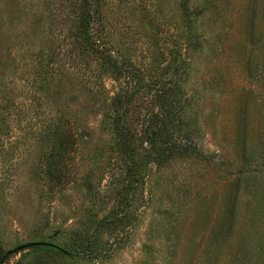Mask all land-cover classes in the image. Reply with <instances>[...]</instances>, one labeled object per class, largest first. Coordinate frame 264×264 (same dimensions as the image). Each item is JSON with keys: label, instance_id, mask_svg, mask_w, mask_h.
<instances>
[{"label": "rangeland", "instance_id": "rangeland-1", "mask_svg": "<svg viewBox=\"0 0 264 264\" xmlns=\"http://www.w3.org/2000/svg\"><path fill=\"white\" fill-rule=\"evenodd\" d=\"M71 1L0 0V245L72 248L92 235L98 251L31 247L0 264H264V0H111L105 39L167 83L187 136L131 193L107 101L119 80L99 74L94 96L79 79ZM48 120L73 139H44ZM132 140L138 161L155 139ZM63 151L66 181L52 183L48 156Z\"/></svg>", "mask_w": 264, "mask_h": 264}, {"label": "trees", "instance_id": "trees-1", "mask_svg": "<svg viewBox=\"0 0 264 264\" xmlns=\"http://www.w3.org/2000/svg\"><path fill=\"white\" fill-rule=\"evenodd\" d=\"M111 0H72L69 2L70 11L67 14L73 16L70 19L69 38L74 42V47L78 48L81 69L79 79L81 82H92L89 85L90 92L95 96H101L104 93V84L99 80V74H107L114 80H119L117 91L107 98L108 104L112 111L110 126L115 138L119 144L127 152L126 160H128V175L130 182L126 189L129 193L133 192L135 186L139 183L140 169H146L149 165H158L167 162L174 154H181L178 150L176 139L187 138L186 134H181V126L177 121L174 124L172 118V100L168 91L170 88L165 83H160L159 77L147 80L141 73L139 64L131 58L118 57L113 51V45L104 37V16L105 10L109 8ZM66 19V20H67ZM92 64V65H91ZM91 65L90 68L88 66ZM95 71L93 79H89L90 72ZM158 80V81H157ZM71 82V79H68ZM159 83V84H158ZM149 92L150 97L143 94ZM140 100V104L135 107L136 115L129 119V113H133V101ZM151 105V109H147L148 115L146 119L142 113ZM143 110V111H142ZM172 118V119H171ZM43 132L44 139H73L72 133L68 127L62 132H56L59 124L48 120ZM141 129V133L138 131ZM56 132V133H55ZM55 133V134H54ZM53 134V136H52ZM52 136V137H51ZM132 139H155L150 142V146L145 150V154L138 161L132 157L135 149L128 150ZM124 144V145H123ZM179 144V143H178ZM152 147H154L152 149ZM65 150V149H64ZM67 151L56 152L48 156L47 177L52 183H61L66 181L65 159ZM138 154V153H136ZM136 162H138L136 164ZM118 217L114 215L110 219H100L99 228L109 224ZM92 235L86 237V241L72 248L37 246L33 247V251L49 250L64 256L71 257L73 255H82L85 257H94L98 251L94 247ZM10 250L4 251L0 245V261L11 258L13 255L8 254Z\"/></svg>", "mask_w": 264, "mask_h": 264}, {"label": "water", "instance_id": "water-1", "mask_svg": "<svg viewBox=\"0 0 264 264\" xmlns=\"http://www.w3.org/2000/svg\"><path fill=\"white\" fill-rule=\"evenodd\" d=\"M37 246L54 247L53 244L46 243V242L28 243L26 245H22V246L14 249V250L9 251L8 254L18 253V252L23 251L25 249H29L31 247H37Z\"/></svg>", "mask_w": 264, "mask_h": 264}]
</instances>
